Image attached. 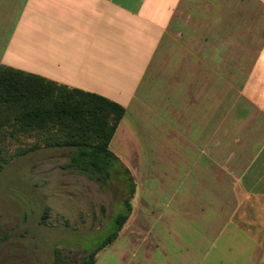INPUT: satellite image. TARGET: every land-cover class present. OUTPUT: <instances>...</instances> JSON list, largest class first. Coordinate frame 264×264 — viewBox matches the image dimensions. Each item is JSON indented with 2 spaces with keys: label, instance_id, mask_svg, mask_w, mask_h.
<instances>
[{
  "label": "crops",
  "instance_id": "crops-1",
  "mask_svg": "<svg viewBox=\"0 0 264 264\" xmlns=\"http://www.w3.org/2000/svg\"><path fill=\"white\" fill-rule=\"evenodd\" d=\"M263 17L264 0H0V65L124 108V264H264V26L241 33Z\"/></svg>",
  "mask_w": 264,
  "mask_h": 264
},
{
  "label": "rangeland",
  "instance_id": "rangeland-1",
  "mask_svg": "<svg viewBox=\"0 0 264 264\" xmlns=\"http://www.w3.org/2000/svg\"><path fill=\"white\" fill-rule=\"evenodd\" d=\"M246 4L241 2L242 8ZM259 21L257 28L248 21L241 26V33L261 31L264 17ZM15 147L9 145L8 150ZM66 162L65 149L39 147L9 158L0 169V264H56L54 249L73 264L113 231L114 216L127 198L119 170H112L110 180L101 186L64 167ZM256 217L262 222L257 228L263 232V208L257 207ZM239 243L234 252L252 250L254 244ZM121 249L118 232L115 240L97 253L94 264H124ZM221 259L224 264L235 260L228 256Z\"/></svg>",
  "mask_w": 264,
  "mask_h": 264
},
{
  "label": "trees",
  "instance_id": "trees-1",
  "mask_svg": "<svg viewBox=\"0 0 264 264\" xmlns=\"http://www.w3.org/2000/svg\"><path fill=\"white\" fill-rule=\"evenodd\" d=\"M123 114L121 105L100 95L0 65V169L9 158L39 147L62 148L67 151L64 167L104 186L112 170L127 171L108 146ZM12 144L16 147L10 151ZM128 187L132 193L134 183ZM130 212L126 199L114 216L113 231L73 264H94L97 253L115 240ZM54 260L71 264L58 249H54Z\"/></svg>",
  "mask_w": 264,
  "mask_h": 264
}]
</instances>
